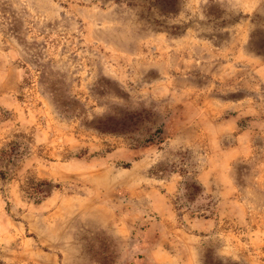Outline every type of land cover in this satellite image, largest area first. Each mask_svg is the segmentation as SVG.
<instances>
[{
    "label": "rangeland",
    "instance_id": "1",
    "mask_svg": "<svg viewBox=\"0 0 264 264\" xmlns=\"http://www.w3.org/2000/svg\"><path fill=\"white\" fill-rule=\"evenodd\" d=\"M0 264H264V0H0Z\"/></svg>",
    "mask_w": 264,
    "mask_h": 264
},
{
    "label": "trees",
    "instance_id": "2",
    "mask_svg": "<svg viewBox=\"0 0 264 264\" xmlns=\"http://www.w3.org/2000/svg\"><path fill=\"white\" fill-rule=\"evenodd\" d=\"M42 183H47V181H42ZM44 192H46V190H44ZM43 194H45V193H43ZM200 199H201V197H200Z\"/></svg>",
    "mask_w": 264,
    "mask_h": 264
}]
</instances>
